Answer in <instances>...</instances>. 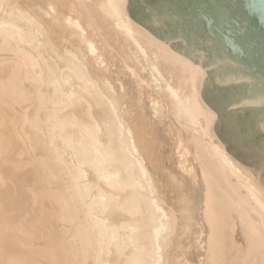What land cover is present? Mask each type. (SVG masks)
I'll return each instance as SVG.
<instances>
[{"label":"bare ground","instance_id":"obj_1","mask_svg":"<svg viewBox=\"0 0 264 264\" xmlns=\"http://www.w3.org/2000/svg\"><path fill=\"white\" fill-rule=\"evenodd\" d=\"M129 4L0 0V264H264L208 70Z\"/></svg>","mask_w":264,"mask_h":264},{"label":"water","instance_id":"obj_2","mask_svg":"<svg viewBox=\"0 0 264 264\" xmlns=\"http://www.w3.org/2000/svg\"><path fill=\"white\" fill-rule=\"evenodd\" d=\"M128 11L208 70L215 132L264 184V0H130Z\"/></svg>","mask_w":264,"mask_h":264},{"label":"rangeland","instance_id":"obj_3","mask_svg":"<svg viewBox=\"0 0 264 264\" xmlns=\"http://www.w3.org/2000/svg\"><path fill=\"white\" fill-rule=\"evenodd\" d=\"M159 124V125H158ZM158 124H157V129H158V131H159V128L162 126L159 122H158ZM159 135H160V137H162V135H161V133H159Z\"/></svg>","mask_w":264,"mask_h":264}]
</instances>
